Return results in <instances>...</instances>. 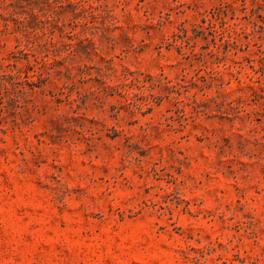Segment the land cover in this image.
Masks as SVG:
<instances>
[{"label":"rangeland","instance_id":"obj_1","mask_svg":"<svg viewBox=\"0 0 264 264\" xmlns=\"http://www.w3.org/2000/svg\"><path fill=\"white\" fill-rule=\"evenodd\" d=\"M0 264H264V0H0Z\"/></svg>","mask_w":264,"mask_h":264}]
</instances>
